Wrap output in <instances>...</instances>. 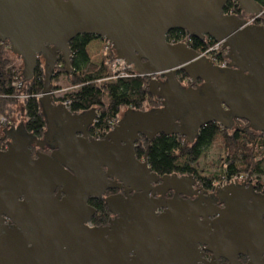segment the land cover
Segmentation results:
<instances>
[{"label":"water","instance_id":"95a60500","mask_svg":"<svg viewBox=\"0 0 264 264\" xmlns=\"http://www.w3.org/2000/svg\"><path fill=\"white\" fill-rule=\"evenodd\" d=\"M226 1L0 0V41L21 59L23 78L30 80L42 62L38 102L45 121L43 139L22 125L2 132L8 142L0 151V264H264V197L227 186L222 209L199 195L182 200L177 194L196 195L191 177H159L146 154L139 161L134 153L140 136L191 143L203 125L229 115L264 133V28L223 15ZM236 1L249 15L262 11L254 0ZM174 29L220 43L236 71L185 43H168ZM78 35L106 40L137 76H162L160 86L147 85L160 107L126 108L105 139H88L95 111L71 114L53 105L51 93L59 59L71 72L69 43ZM178 72L202 85L183 88ZM57 132L54 152L32 158L30 146L41 147ZM112 177L135 194L106 198L116 218L90 227L95 211L87 200L118 187ZM158 181L160 195L170 189L176 195L149 196ZM203 251L211 253L209 261Z\"/></svg>","mask_w":264,"mask_h":264},{"label":"trees","instance_id":"16d2710c","mask_svg":"<svg viewBox=\"0 0 264 264\" xmlns=\"http://www.w3.org/2000/svg\"><path fill=\"white\" fill-rule=\"evenodd\" d=\"M171 38L179 43L184 34L178 32L176 37ZM94 39L89 35L73 38L69 43L70 74L65 72L60 59L52 73V78L64 75L69 86L74 88L63 96V99L69 101L70 111H98L101 116L100 126L106 127L121 109L143 110L145 106H154L147 90L151 77L137 76L130 69L127 77L106 80L109 77L108 65L115 54L109 45L108 53L103 56L102 61L99 64L92 63L87 46ZM186 44L201 53L212 42L206 44L194 39L191 45L187 41ZM14 58L19 57L10 52L6 41H0V117L13 126L22 125L34 137H40L45 131V121L38 102L44 80L43 65L38 60L31 79L25 80L22 76L23 64H13ZM51 88L54 90L56 86L52 85ZM103 98L107 99L106 103ZM2 129L0 122V147L5 145L1 140ZM213 145H216V159L212 165L214 169L207 175V179L202 178L207 188L216 182H229L234 176H244L252 180L257 177L264 190V137L256 143L255 137L250 134L245 133L242 137L228 136L209 124L200 130L193 144H185L176 136L159 134L149 143L146 141L139 144L136 153L141 157L146 152L150 170L160 176L173 173L194 175L196 162L205 158ZM103 216L104 213L100 212L96 219L102 220ZM239 260L245 262V258L240 257Z\"/></svg>","mask_w":264,"mask_h":264},{"label":"flooded vegetation","instance_id":"af4514ba","mask_svg":"<svg viewBox=\"0 0 264 264\" xmlns=\"http://www.w3.org/2000/svg\"><path fill=\"white\" fill-rule=\"evenodd\" d=\"M254 1L257 5H259L262 8V11L258 15H249V14L245 13L244 11H242L239 8V5H238L236 0L226 1L224 6L222 7V14L226 15V16H236L239 19L245 21L246 25L264 28V7H263L264 0H254ZM178 32L184 34V38L182 39V41H180V43L186 44V41H187L190 45L192 44L194 38L190 37L184 31L179 30V29H174V30H171L170 32H168V34L166 35V39H169V41H170L168 43H175L174 42L175 39H173L171 37H176ZM94 40L104 42L105 43L104 48L106 49V51L108 50L109 44L106 45V40L100 39V38H95ZM202 41L206 44L207 43L209 44L210 42H212V44L208 45V47L213 46L216 43L215 41H213L209 37H204V39ZM217 53H218L217 58L220 60H224V62H225V65H224L225 70L236 71V68L232 67L230 65V63H231L230 60L228 58H226L227 50L223 49L221 47V44L219 45V49H218ZM221 55H222V58L220 57ZM223 55H224V57H223ZM209 60L213 64L217 65L216 60L211 58V56H209ZM244 74H248L247 71H245ZM177 77L180 81L181 86L185 89H187L189 87L199 88L202 85V81L196 80V82L193 83V81L191 79H189L182 72H178ZM52 79L53 78L51 77V80ZM151 80H154V82H155L154 84L156 87V86L161 85L164 78L162 76H155V77L151 78ZM51 86H52V84H51ZM59 91L60 90H58L56 88L54 90H52V88H51L53 105L58 106V105L63 104L65 102L69 103V101L66 99H63V97L59 98L58 95H56L57 93L54 94V92H59ZM199 93L203 94L202 91H200ZM150 96L152 98V102L154 103V106H151V107H148L145 109L147 110L150 108L160 107L158 96H156V95H150ZM65 107L70 111L69 104H68V106H65ZM224 109H226V108L224 107ZM86 111H88V110H86ZM86 111H70V113L74 114V115L75 114L79 115V114H82L83 112H86ZM120 116H121V114L119 115V113H118L116 118L111 120L107 124L106 127H102V126H100L101 125L100 124L101 123V116L98 114V111H95L94 119L92 120V123L87 127V134H88L87 138L92 139V140H103V139H105V136L113 129L114 125L120 119ZM223 123L225 124L224 126L222 125ZM1 124L3 125L2 132L5 129H10V128H14V127L18 126V124H14V126H13L12 123L5 122V121H4V123H1ZM209 124H212L216 128H219L221 132H225L226 135H228V136H232V135L235 136L236 135V136L242 137L243 135H245V133L250 134V135L255 137L256 143L258 141H261L262 137H264V133L259 131L257 128H254L246 119L240 118L237 116H233V115H229L227 119L218 120V121H211V122L203 125L197 131V133L194 135V137L192 138L193 141L191 143H189L185 137H178V136H176V137L181 139L182 142L185 144H193L196 141L200 130L204 126L209 125ZM58 133L59 132H57L56 136H54L53 138H50V139L47 138L46 141L44 143H42L41 147H39L36 144H33L32 146H30L32 158H36L37 153H41V154L50 156L54 152L53 146H54V143L56 142V137L58 136L57 135ZM2 136H3V133H2ZM36 138L37 139H43V135L40 137H36ZM1 140L4 142L5 145L0 147V151H1V149H2V151H4L7 147L8 141L6 139L3 140L2 138H1ZM248 140H249V138H248ZM146 141L148 143L150 142L149 140L145 139L143 136H140L139 140L136 142V146H138L139 144L142 145L143 142H146ZM136 150H137V147L134 150L136 158L139 161H142L146 152H144L143 156L138 157ZM146 156H147V154H146ZM147 165H148V163H147ZM104 171H105V169H104ZM152 173H154V172H152ZM173 174L178 176V177L184 176V177H191L193 179L192 191H195L196 195H192V196L188 197V196L177 194V196L182 200L195 201L198 198L197 195H199L207 202L214 201L216 206L218 208L222 209L225 206V201H226L225 194L228 193L226 190H223V189L227 186L233 187V189L241 188L242 189L241 192H243V194L245 193L244 190L250 189V192L254 197H256V198L264 197V190L260 187V182H259V179L257 177L255 178V180H252L250 178H246V177L242 176L240 179H237V180L232 181V182L231 181H229V182H224V181L216 182L210 188H207V186L205 185V182H202V178L207 179V175L203 174V170L199 169L197 162L195 164V174L194 175H186V174H178V173H173ZM173 174H170V175H173ZM156 175L159 177L164 176V175L160 176L158 174H156ZM110 180L112 182H115L114 185H116V186L118 185V187L112 188V189H107L103 192V194H101L99 196L89 197L87 200V205L90 208L94 209V211H95L93 216L90 218L89 223H88V226H90V227L106 226L110 220L116 218V216L111 214L110 211L108 210L106 203H105L106 198L111 197V196H115V195H121V196L125 197V196H133L135 194L134 191H130L128 188L121 186V183L118 180H116L114 177L110 178ZM160 183L161 182L158 181L157 183L151 184V188L153 190L149 191V196H152L153 198L162 197L164 199H172L176 195V192L174 190L170 189V190L164 191L163 195H160V193L157 191V187L160 185ZM100 212H103L104 216L102 217V220H100V219L97 220L96 218ZM96 220H97V222L99 221L98 224L96 223ZM6 222H7V220H6ZM263 222H264V218H263ZM210 258H211V253H209L207 251H203V259L205 261H209ZM200 264H202V263H200ZM221 264H226V262L224 260H221Z\"/></svg>","mask_w":264,"mask_h":264},{"label":"rangeland","instance_id":"374dc122","mask_svg":"<svg viewBox=\"0 0 264 264\" xmlns=\"http://www.w3.org/2000/svg\"><path fill=\"white\" fill-rule=\"evenodd\" d=\"M94 41L93 45H91L88 49L89 52V57H90V61L94 64H99L102 59L103 56L105 54L108 53V50L106 51V49L104 48L105 43L102 41H97V40H92ZM13 64L17 65L18 63L20 64L22 61L20 58H14L13 60ZM51 84L53 86H56V89L60 90L56 95H58V97H63L65 94L73 91V87L69 86L68 80L64 75H61L59 77L53 78L51 80ZM103 102L106 103L107 99L103 98ZM150 106H145V108H148ZM124 109H121L119 112V115L121 114V112ZM1 118V117H0ZM19 121V118H18ZM19 125V124H18ZM216 145H213L209 151L207 152V155L205 158H201L197 163H198V167L200 170H203V174L205 175H209L210 173L213 172V162L216 159Z\"/></svg>","mask_w":264,"mask_h":264},{"label":"built area","instance_id":"2783aa9c","mask_svg":"<svg viewBox=\"0 0 264 264\" xmlns=\"http://www.w3.org/2000/svg\"><path fill=\"white\" fill-rule=\"evenodd\" d=\"M174 44V43H172ZM106 45H108L107 41H106ZM219 45L220 43H215L213 46H209L208 48H206L205 50H203L200 54L203 56H206L209 58V56H211V58L216 60V64L220 67H224L225 62L224 60H220L217 57V52L219 49ZM130 67H128L124 62H122L121 60L117 59L116 57H114L112 59V61L109 63L108 65V73H109V77L106 79L107 81H113L117 78L120 77H127L129 75V71ZM155 76H151V78H153ZM58 93V92H54ZM20 98H24L23 96H20ZM68 102L63 103V105L68 106ZM5 121L4 118H0V122ZM242 176H234L231 178V182L235 181L237 179H240ZM235 179V180H234Z\"/></svg>","mask_w":264,"mask_h":264},{"label":"crops","instance_id":"0c3cea01","mask_svg":"<svg viewBox=\"0 0 264 264\" xmlns=\"http://www.w3.org/2000/svg\"><path fill=\"white\" fill-rule=\"evenodd\" d=\"M93 43H94V41H91V42L88 44V46H87V53H88V55H89L88 49H89V47H90L91 45H93ZM89 58H90V57H89Z\"/></svg>","mask_w":264,"mask_h":264}]
</instances>
